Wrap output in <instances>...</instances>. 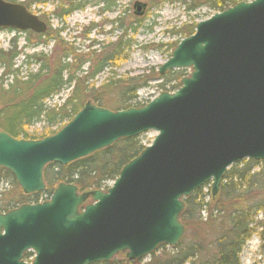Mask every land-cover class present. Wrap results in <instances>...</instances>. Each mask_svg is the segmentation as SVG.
<instances>
[{
    "label": "water",
    "instance_id": "water-1",
    "mask_svg": "<svg viewBox=\"0 0 264 264\" xmlns=\"http://www.w3.org/2000/svg\"><path fill=\"white\" fill-rule=\"evenodd\" d=\"M133 9L141 17L146 4ZM0 30L41 35L47 27L22 4L0 0ZM184 69L190 74L175 92L141 108L111 111L87 101L41 140L0 131V168L24 195L45 190L48 164L67 166L121 139L157 133L106 192L60 183L48 201L0 213V264H96L119 254L142 260L182 239V199L208 183L214 199L230 166L264 162V0L198 22L158 74ZM26 252L31 263L22 260Z\"/></svg>",
    "mask_w": 264,
    "mask_h": 264
},
{
    "label": "trees",
    "instance_id": "trees-1",
    "mask_svg": "<svg viewBox=\"0 0 264 264\" xmlns=\"http://www.w3.org/2000/svg\"><path fill=\"white\" fill-rule=\"evenodd\" d=\"M4 1L16 3L19 0ZM24 1L27 4L23 5L29 10L33 3ZM46 1L35 0L36 4H45ZM173 1L186 4L185 0ZM198 1H203L202 4L215 12H222L240 0ZM79 8V5L65 8L57 16L63 19ZM138 22L136 21L135 27H129L132 32L136 31ZM194 28L195 25H192L177 33L183 35L184 39L193 34ZM25 34L26 46L33 39L38 41L47 36V32L43 35L30 32ZM15 42L13 40L6 51L0 49V130L15 139L38 140L52 135L55 131L34 137L28 135L27 129L35 120H41L49 127L67 123L87 101L113 111L142 107L137 91L147 83L161 80V89L171 93L178 89L180 80L186 76L185 70L170 71L161 77L152 70L147 75L127 77L124 80L116 79L111 74L95 88L93 80L97 75L106 68L118 67L119 62L127 59L132 44L128 40L122 44L120 39L116 44L110 45L112 49L108 54L93 51L86 55V59L76 58L67 44H57L60 56H54L51 60L42 53L25 56L27 64L32 61L38 64V68L35 73L19 78L18 70L13 68V61L19 55ZM177 44L178 42L167 44L166 48L171 52ZM8 78L11 81L4 88L3 82ZM65 86L70 87V91L63 103L58 107H46L45 101L60 93ZM8 110L13 113L8 114ZM143 149L144 146L137 137L122 139L67 166L49 164L43 171L45 190L31 195H24L11 174L0 168V184L9 185L8 190L0 191V213L9 212L23 204L48 200L59 183L73 184L80 193L106 190L105 183L114 181L122 167ZM201 190L202 188L183 199L184 209L180 215V222L186 232L190 228H197L198 236L193 244L186 246L184 235L174 248L160 246L145 264H240L243 247L254 233L253 225L256 226L257 223L254 219L264 210V162L243 160L232 165L224 173L217 197L210 198L209 202L204 201L209 191L203 194ZM201 212L206 213L205 218H202ZM32 256L30 252L24 253L22 260L29 262ZM139 263L140 261H127L119 255L107 263L99 264Z\"/></svg>",
    "mask_w": 264,
    "mask_h": 264
},
{
    "label": "rangeland",
    "instance_id": "rangeland-1",
    "mask_svg": "<svg viewBox=\"0 0 264 264\" xmlns=\"http://www.w3.org/2000/svg\"><path fill=\"white\" fill-rule=\"evenodd\" d=\"M29 1L33 3L29 11L46 23L47 36L41 37L38 41L33 39L26 46L27 35L25 33L0 31V49L6 51L11 47L12 41H16L19 55L13 61V68L18 70L19 78L35 73L38 68V64L32 61L27 64L25 56L39 53L46 55L49 59L60 56V48L57 44H67L78 59H86V55L93 51L108 54L112 49L110 45L116 44L120 39L122 44L127 40L132 44L124 62H119L118 67L104 69L94 78L95 88L99 87L111 74L120 80L137 75H147L152 70L157 74L158 68L166 62L170 55L166 45L179 42L184 37L177 32L190 28L217 13L202 4L203 1L198 0H185L186 4L173 0L163 3L162 0H47L45 4H36L35 0ZM240 1L250 2L252 0ZM135 2L146 4L141 17L133 15ZM16 3L26 5L27 1L19 0ZM78 5L80 8L73 10L69 16L63 19L57 16L63 9ZM136 21H139L136 31L132 32L129 27H135ZM158 47L160 49H157ZM185 73L187 76L190 71L185 70ZM10 81V78L4 80V88ZM161 82V80H154L139 89L137 91L139 103L144 104L164 92L159 85ZM69 91L70 87L65 86L60 93L45 101V106L48 108L60 106ZM8 111L10 115L13 113ZM65 124L62 122L49 127L43 121L35 120L27 129V133L30 136L39 137L50 131H57ZM156 135V132L149 131L139 135L137 139L144 147H147L151 145ZM111 185L110 181L105 183L108 188ZM8 187V184L1 183L0 191L8 190ZM207 191H209L208 185L201 190L203 194ZM210 197V195L204 197V201L209 202ZM200 215L202 218L206 217L204 212ZM254 221L257 222L256 226L253 225L254 233L243 247L240 264H264V210L259 212ZM197 236V228H190L185 234L186 246L193 244ZM147 260L148 258L141 260L139 264H145Z\"/></svg>",
    "mask_w": 264,
    "mask_h": 264
}]
</instances>
